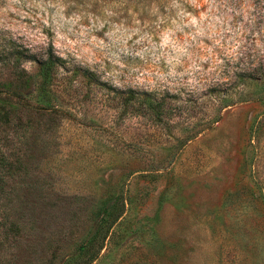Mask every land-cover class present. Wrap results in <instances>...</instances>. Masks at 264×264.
Returning <instances> with one entry per match:
<instances>
[{
	"label": "rangeland",
	"instance_id": "374dc122",
	"mask_svg": "<svg viewBox=\"0 0 264 264\" xmlns=\"http://www.w3.org/2000/svg\"><path fill=\"white\" fill-rule=\"evenodd\" d=\"M0 83V264H264V0H0Z\"/></svg>",
	"mask_w": 264,
	"mask_h": 264
},
{
	"label": "trees",
	"instance_id": "16d2710c",
	"mask_svg": "<svg viewBox=\"0 0 264 264\" xmlns=\"http://www.w3.org/2000/svg\"><path fill=\"white\" fill-rule=\"evenodd\" d=\"M17 51L16 55H13V59L7 60L12 63V65L17 68L16 74L19 80L24 82L25 84L30 83V74H28L27 70L24 67H20V63L22 60H25L26 57ZM30 57V55H28ZM39 64V69L42 75L41 86L43 90H50L48 88L53 78V71L59 67L57 61L54 60L53 57H49L44 59L43 61H37ZM1 85V83H0ZM6 85V84H5ZM7 86V85H6ZM180 91V90H179ZM177 92V96L174 93H170L169 90L161 91L158 88H142V89H134V88H119L116 89L113 96L115 98L120 99V103L123 104L127 109L131 107L136 111V114L142 117L143 120L146 121L148 126H157L162 125L163 123H170L175 120V118L182 117L185 112L186 105L189 106L191 102L189 98L185 100L178 97L180 92ZM0 91V100L2 102H6L8 96H3ZM47 100L50 102L51 98L48 97ZM259 101H263L264 97L259 98ZM228 106V105H225ZM195 115H189L187 119L189 122L194 123L193 120ZM211 124L208 123L205 125V128H200L195 131L196 133H200L206 128H208ZM193 132L186 138H192L195 135H192Z\"/></svg>",
	"mask_w": 264,
	"mask_h": 264
}]
</instances>
